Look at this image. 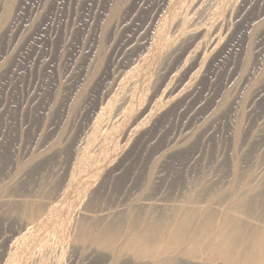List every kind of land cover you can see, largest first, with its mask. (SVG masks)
<instances>
[{
	"label": "rangeland",
	"instance_id": "obj_1",
	"mask_svg": "<svg viewBox=\"0 0 264 264\" xmlns=\"http://www.w3.org/2000/svg\"><path fill=\"white\" fill-rule=\"evenodd\" d=\"M163 1L0 0V264H245L135 241L199 199L264 228V0Z\"/></svg>",
	"mask_w": 264,
	"mask_h": 264
},
{
	"label": "bare ground",
	"instance_id": "obj_2",
	"mask_svg": "<svg viewBox=\"0 0 264 264\" xmlns=\"http://www.w3.org/2000/svg\"><path fill=\"white\" fill-rule=\"evenodd\" d=\"M211 1L213 2V0H211ZM215 1L216 0H214V2ZM163 2H165V5L167 6V4H166L167 0H164ZM213 3H211V4H213ZM169 5H170V3H169ZM160 13H161V10H157L156 16L154 17V19L155 18L157 19L159 17ZM187 14H186V16H187ZM180 21H181V19H180ZM155 23H156V21H155ZM179 23H176V25H179ZM182 27H184V26L182 25ZM197 32H195V33H197ZM211 40H214V39H211ZM211 40H209V41H211ZM206 45H207V43H206ZM186 51L188 52L189 49ZM190 204H192V206L189 205L188 207H185V206L176 207V211L178 212V214H180V216H178L179 218L176 217L177 220H175L176 221L175 223H172L169 226H163V225H160L158 223H154L151 225L149 224L150 226L145 228L144 231L142 229L143 233H141V235L139 234L140 236L138 238L135 237L137 239L136 240L134 239V240L136 242L139 241V242H142V244L148 245V246H145L144 248H149V246L154 248V246L157 245L159 240L164 238L163 240H165V242H168V244H169V246L167 248V253H169L172 249L175 248V246L178 243H181L187 237L192 236L193 232H194V228L196 226H198L200 229L198 232L200 233V235L202 234V237H205L209 240V238H211L213 235L215 236V237H213L211 244H209L210 248L208 249V251L210 254L220 253V254H222L223 257L232 258V259H235L237 261L244 262L245 264H259L258 262H255L253 259H251L248 255L244 254L243 252H240L241 250L240 251L238 250V247H239L238 245L241 244V243H238L240 241L239 238H241L244 235H251L252 238L250 237L248 239V241H249L248 243H250L255 250H257V251L261 250L264 252V228H262V226L256 227L257 225H250L249 226L247 223L239 220L236 216V215H240L242 213L246 217H251L248 213L249 210L247 207L241 206L239 202H237L235 205H231L230 209L233 210L234 214L223 215L224 222L220 225H217L214 223L215 221H214V215L213 214H210V213H207L205 215L201 214L203 211H205V213H206L207 209H209V207L207 205L208 203H206L204 200L199 199L197 201H193ZM187 208H190V209H187ZM217 210H218V212L222 213L224 209L221 208V209H217ZM244 211H247V212H244ZM208 221L213 222V225L208 223ZM258 223H260L262 225L264 224L260 220L258 221ZM219 228H220V230H219ZM132 244H134V243H132ZM243 247L245 248V245H243Z\"/></svg>",
	"mask_w": 264,
	"mask_h": 264
}]
</instances>
